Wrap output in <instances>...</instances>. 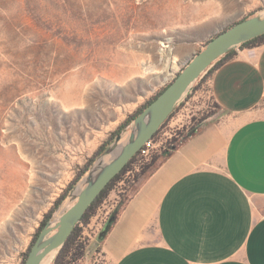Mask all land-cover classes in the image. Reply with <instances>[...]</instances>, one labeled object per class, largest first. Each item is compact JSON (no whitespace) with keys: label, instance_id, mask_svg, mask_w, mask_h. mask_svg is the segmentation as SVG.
<instances>
[{"label":"rangeland","instance_id":"374dc122","mask_svg":"<svg viewBox=\"0 0 264 264\" xmlns=\"http://www.w3.org/2000/svg\"><path fill=\"white\" fill-rule=\"evenodd\" d=\"M251 14L264 17V0H0V264L22 263L81 168L170 82L169 60L184 69L179 47H197L194 56ZM167 41L172 54L161 52ZM215 110L207 95L188 96L172 117L190 127ZM119 184L81 227L95 264ZM72 204L68 196L51 222Z\"/></svg>","mask_w":264,"mask_h":264},{"label":"crops","instance_id":"0c3cea01","mask_svg":"<svg viewBox=\"0 0 264 264\" xmlns=\"http://www.w3.org/2000/svg\"><path fill=\"white\" fill-rule=\"evenodd\" d=\"M196 51L178 48L184 65ZM208 79L219 114L136 186L96 242L103 264H264V45Z\"/></svg>","mask_w":264,"mask_h":264},{"label":"water","instance_id":"95a60500","mask_svg":"<svg viewBox=\"0 0 264 264\" xmlns=\"http://www.w3.org/2000/svg\"><path fill=\"white\" fill-rule=\"evenodd\" d=\"M263 34L264 17L254 16L219 34L194 55L168 88L135 118L130 125L126 142L122 143L123 133L116 136L96 159L80 181L82 186L74 187L70 192L69 198L73 204L61 214L56 223L49 221L45 225L24 264H42L51 255L55 259L88 208L143 145L158 132L202 76L227 52ZM114 220L115 211L100 231L97 237L99 243L104 241Z\"/></svg>","mask_w":264,"mask_h":264},{"label":"trees","instance_id":"16d2710c","mask_svg":"<svg viewBox=\"0 0 264 264\" xmlns=\"http://www.w3.org/2000/svg\"><path fill=\"white\" fill-rule=\"evenodd\" d=\"M255 15L251 14L249 17H246L239 22H242L246 19H249L251 17H254ZM235 23V24H237ZM234 24V25H235ZM232 25L231 27H233ZM231 27L223 30L219 34L225 32L226 30L230 29ZM218 34V35H219ZM217 35V36H218ZM216 36V37H217ZM215 38V37H214ZM213 38V39H214ZM210 39L206 45L211 41ZM264 45V34L256 37L250 41H247L239 46L240 49L244 48H254L257 46ZM236 55V49H232L229 52H227L223 57H221L218 61L215 62L213 67L207 72V75L201 80L200 84L197 86L196 89H198L212 74V72L218 68L223 63L233 59ZM179 74H177L178 76ZM176 76V77H177ZM175 77V79H176ZM174 81V80H173ZM172 83V82H171ZM168 83L165 87H163L158 93H156L153 97H151L149 100H147L144 104H142L133 114L129 115L109 136L108 140L105 141L93 154V156L88 160V162L81 168V170L77 173L76 177L69 183L67 188L64 190V192L59 196V198L56 199L54 202L52 208L44 215L43 220L41 221V224L36 232V234L33 237V240L28 248L27 253L25 254V257L21 264H24L28 254L31 250V247L35 243L36 239L38 238L39 234L41 233L42 229L45 227V225L51 221L53 218V215L58 211V209L61 207V205L64 203V201L68 198L69 193L71 190L74 189V187L86 176L91 166L95 163L96 159L103 154V152L106 150V148L113 142V140L116 138V136L122 134L135 120V118L146 108L148 107L153 101H155L171 84ZM216 110L213 111L211 114H208L207 116H204L201 118L196 124H194L190 130L187 133H183L182 137L180 139H174L172 142L171 150H174L180 141L186 139L188 136L192 135L201 125L209 121L210 119H214L219 114L220 108L218 105H215ZM174 112L171 114L170 117H172ZM164 155V154H163ZM154 156L153 159L145 165L139 173H137L132 181L127 182L126 189L123 193L119 195L120 200L116 206L115 211V220L112 223H115L117 216L119 215L120 211L125 206L126 202L129 199V196L132 195V193L135 191L136 186L142 182L149 174V172L155 167L159 161L160 158L163 156ZM136 156H134L129 163L123 168V170L116 175L111 182L106 186V188L101 192V194L98 196V198L93 202V204L88 208L86 213L81 219L82 224H89L92 218L96 215L98 207L102 204V202L108 198L110 192L113 190V187L120 183L123 178L125 177L126 173L131 169V165L134 162ZM113 211V212H114ZM111 226V227H112ZM102 243V242H101ZM99 243V244H101ZM87 255V243L86 239L82 236V228L77 225L71 235L66 240L63 247L59 250L58 254L56 255L54 259V255L49 256L45 259V261L42 264H84V260ZM49 259V260H48ZM54 260V261H53Z\"/></svg>","mask_w":264,"mask_h":264},{"label":"built area","instance_id":"2783aa9c","mask_svg":"<svg viewBox=\"0 0 264 264\" xmlns=\"http://www.w3.org/2000/svg\"><path fill=\"white\" fill-rule=\"evenodd\" d=\"M173 51H174V48L171 46L170 41H167V42L162 44V46H161V52L162 53L172 54ZM174 64H177V62L172 61V66L168 71L166 81L172 82L175 79L176 74L179 72V70L176 71L174 69ZM206 75H207V72L202 76L201 80ZM201 80L190 91L188 96L192 97L194 100H198L201 98L202 95H207V98L209 99L211 104L214 106L217 105L211 96V91L209 88V79H207L198 89H196L197 86L200 84ZM188 96H187V98H188ZM192 126L193 125H191V124H190V127L185 126L184 124L181 123V120L175 121L174 117H172V118L170 117L162 125V127L158 130V132L148 142H146L143 145V147L141 148V150L137 153L136 158L131 165V169L126 173L125 177L123 178V180L119 184L121 186H120V189L117 190L118 195H120L121 193H123L125 191V188L128 184L127 182L132 181L134 179L135 175L137 173H139L141 171V169L153 159L154 156H160V155L169 153V151H171V146H172L173 140L174 139H180L182 137V134L187 133ZM118 195H117V197H118ZM117 203H118V201H116L114 203L115 205L112 206L113 208L111 210H108L105 213L104 225L107 222V220L110 218L111 214L113 213V210L116 209L115 206L117 205ZM78 225L80 227L83 226L81 221L78 223Z\"/></svg>","mask_w":264,"mask_h":264},{"label":"bare ground","instance_id":"6f19581e","mask_svg":"<svg viewBox=\"0 0 264 264\" xmlns=\"http://www.w3.org/2000/svg\"><path fill=\"white\" fill-rule=\"evenodd\" d=\"M168 66H169V69H170L171 66H172V61H171V59L169 60V64H168ZM174 67H175V64H174ZM175 68H176V67H175ZM24 190H25V185H24V183H21V191L18 193V195H21V197H22V194H23Z\"/></svg>","mask_w":264,"mask_h":264}]
</instances>
